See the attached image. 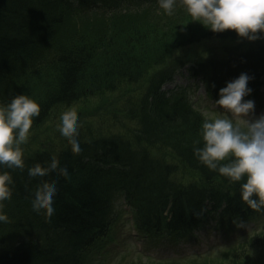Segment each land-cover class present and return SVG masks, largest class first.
Wrapping results in <instances>:
<instances>
[{"label": "trees", "instance_id": "16d2710c", "mask_svg": "<svg viewBox=\"0 0 264 264\" xmlns=\"http://www.w3.org/2000/svg\"><path fill=\"white\" fill-rule=\"evenodd\" d=\"M158 2L0 0V104L21 94L34 99L40 114L33 118L30 131L56 106L130 86L150 70L139 95H126L109 110L134 121V136L78 135L79 155L65 140L57 147L23 152V170L0 165V172L8 171L13 179L11 199L0 202L4 205L0 214L7 216L6 222L0 221V264H86L97 241L108 236L119 196L131 210L137 233L171 241H191L193 231L209 218L216 217L222 221L217 225H223L226 219L239 221L262 213L241 198L240 186L246 178L232 181L195 155L194 148L203 147L204 119L192 97L201 83L207 98L218 99L221 88L246 73L252 91L245 97L255 103L264 84V43L244 51L233 49L222 57L194 58L185 69L188 83L163 89L185 64L169 61L174 49L192 43L200 34L235 38L239 37L236 31H212L192 20L182 0H176L181 10L137 19L131 29L108 37V43L63 33L65 13L74 7L115 12ZM174 27L180 30L174 32ZM156 146L174 156L164 157ZM52 157L60 167H67V178L56 172L29 177V168L37 163L46 167ZM44 181H56L58 189L51 218L32 207L34 193ZM180 212L183 220L178 218ZM260 239L257 235L253 244ZM261 254L255 262L249 257L231 264H264Z\"/></svg>", "mask_w": 264, "mask_h": 264}, {"label": "rangeland", "instance_id": "374dc122", "mask_svg": "<svg viewBox=\"0 0 264 264\" xmlns=\"http://www.w3.org/2000/svg\"><path fill=\"white\" fill-rule=\"evenodd\" d=\"M176 9L181 10L177 4H175ZM158 13H166L160 7V2L129 6L115 12L76 7L65 13L63 33L72 37L79 35V38L83 40L92 38V40L99 39L108 43V37L111 35H115L122 29H131L133 21L157 17ZM182 21L179 22L183 24ZM179 30L174 27L173 31ZM263 43L264 37L252 41L241 37L220 38L200 34L192 43L174 49L170 54L169 61L174 60L175 64L185 63L181 68L183 69L189 61L197 57L208 55L222 57L227 55L230 50L244 51ZM182 71L184 72V69ZM148 74H150V70L130 86L123 85L121 88L118 86L115 91L102 90L69 105L56 106L39 127L29 131L27 143L21 146L23 152L57 147L67 140L62 136L59 125L62 114L68 109H74L77 112L80 125L79 136L94 137L108 134L125 135L127 133L134 136V121L126 120L119 112L114 115L109 110L110 106L121 101L126 95H139L149 78ZM52 75L50 72L49 76L52 77ZM186 82L184 76L180 77L177 74L173 82L166 83L164 86L171 88L175 84L183 85ZM202 93L201 86L192 99L195 109L202 113L203 122L214 121L216 118H229L233 120L234 124L240 123L239 118L233 117L218 106L215 103L216 100L204 98ZM244 99L249 100L246 97ZM259 101L254 110V117L257 118L262 113L264 114V87L261 89ZM155 150H158L157 152H160L164 157L174 156L165 147L156 146ZM176 163L180 167L178 160ZM123 202L122 197L119 196L114 204L115 221L111 225L108 236L97 241L95 248L87 254L86 264H231L233 260L244 262L245 258L250 257L249 260L255 262L256 259L263 257L261 252H264V213L243 221L244 226H239L240 223L228 227L223 225L224 230L220 229V231L217 229L220 227L215 226V219H208L203 224L202 230L196 233V238L188 244L178 243V240L171 241L166 236L151 237L137 233L133 227L131 210ZM257 235L261 239L258 243L253 244ZM156 253L160 254L156 255ZM252 264L254 263L252 262Z\"/></svg>", "mask_w": 264, "mask_h": 264}, {"label": "clouds", "instance_id": "9594fccd", "mask_svg": "<svg viewBox=\"0 0 264 264\" xmlns=\"http://www.w3.org/2000/svg\"><path fill=\"white\" fill-rule=\"evenodd\" d=\"M182 3L192 20L202 22L214 32L231 29L239 37L252 41L264 33V0H182ZM175 4L176 0H160V7L168 15L174 13ZM250 79L249 75L241 73L219 90L220 98L215 101L239 118L240 123L234 124L229 118L206 120L201 129L203 147L194 148V152L210 170H218L236 182L246 178L240 186L241 198L252 210L260 212L264 211V114L254 117V101L244 99L252 91L247 86ZM39 114L40 105L27 95H17L9 103L0 104V165L7 169H24L21 146L27 143L33 118ZM60 119L62 136L71 144L72 152L79 155L82 149L77 139L80 127L77 112L68 109ZM197 143L199 141H194ZM226 159V163H221ZM50 172L65 178L69 176L67 167H60L55 157L46 167L37 163L29 168L28 175L44 177ZM12 184L9 172H0V202L11 199ZM57 191L56 181L39 184L32 201L33 210L37 213L44 210L46 217L51 218ZM3 207L0 203V209ZM0 221L6 222L7 216L0 214ZM239 226L244 225L241 222Z\"/></svg>", "mask_w": 264, "mask_h": 264}, {"label": "bare ground", "instance_id": "6f19581e", "mask_svg": "<svg viewBox=\"0 0 264 264\" xmlns=\"http://www.w3.org/2000/svg\"><path fill=\"white\" fill-rule=\"evenodd\" d=\"M205 205H206V207H210V203H208V202H205ZM178 218H179V220H183L184 219V216H183V213L182 212H180L179 214H178ZM216 222H222V221H216Z\"/></svg>", "mask_w": 264, "mask_h": 264}]
</instances>
